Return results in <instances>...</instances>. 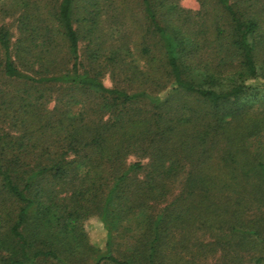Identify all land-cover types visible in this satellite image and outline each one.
<instances>
[{
    "label": "trees",
    "instance_id": "obj_1",
    "mask_svg": "<svg viewBox=\"0 0 264 264\" xmlns=\"http://www.w3.org/2000/svg\"><path fill=\"white\" fill-rule=\"evenodd\" d=\"M196 1L0 0V264H264V0Z\"/></svg>",
    "mask_w": 264,
    "mask_h": 264
},
{
    "label": "rangeland",
    "instance_id": "obj_2",
    "mask_svg": "<svg viewBox=\"0 0 264 264\" xmlns=\"http://www.w3.org/2000/svg\"><path fill=\"white\" fill-rule=\"evenodd\" d=\"M178 4L184 8L187 9H192L195 10L198 8V3L196 0H177ZM19 13V9L18 11L14 12L12 16H6L0 13V25L1 24H6L11 26L10 24L12 23V27H14V22H13V18H15ZM12 30L14 31V28H12ZM104 83L107 86L111 85L110 80L105 77L104 78ZM137 159V156L131 155L128 157V161H132ZM84 230L88 235L89 241L100 247V248H104V242H105V229L103 228L102 223L98 220L97 217H89L88 219H86L84 221ZM259 253V252H257ZM262 253V251H261ZM260 253V254H261Z\"/></svg>",
    "mask_w": 264,
    "mask_h": 264
}]
</instances>
